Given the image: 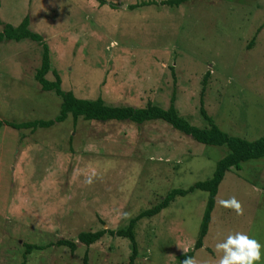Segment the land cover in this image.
Masks as SVG:
<instances>
[{
	"label": "rangeland",
	"instance_id": "374dc122",
	"mask_svg": "<svg viewBox=\"0 0 264 264\" xmlns=\"http://www.w3.org/2000/svg\"><path fill=\"white\" fill-rule=\"evenodd\" d=\"M143 0H0V31L28 16L49 48L50 69L76 97L111 105L163 108L174 93L179 115L249 141L264 135V0H188L129 8ZM40 44L0 42V120L52 119L60 98L34 79ZM208 72L202 95V78ZM225 145L199 143L161 120L137 125L68 114L47 128L0 127V264H20L24 243L45 246L24 264H127V238L104 235L85 246L82 231L126 228L171 188L208 179ZM230 198L239 213L220 201ZM207 199L194 189L134 225V264H182ZM242 232L264 245V157L230 167L218 186L194 264H218L215 245ZM76 243L74 252L56 246ZM259 264H264V248Z\"/></svg>",
	"mask_w": 264,
	"mask_h": 264
},
{
	"label": "trees",
	"instance_id": "16d2710c",
	"mask_svg": "<svg viewBox=\"0 0 264 264\" xmlns=\"http://www.w3.org/2000/svg\"><path fill=\"white\" fill-rule=\"evenodd\" d=\"M99 4H104V0H97ZM188 0H161L160 4H166L168 6H178L185 3ZM157 4L154 0H143L137 4L129 5V8H135L144 5ZM29 19L28 16L19 22L18 25L13 26L9 23L3 25L0 31V42L4 39L19 41L23 38H29L30 40L37 42L41 47L40 63L35 71L34 79L38 83L39 87L43 91H53L55 95L60 98L59 111L52 119L48 120H29L14 122L9 120H0L1 126H8L13 129H29L35 130L37 128H47L55 123L62 122L66 119L68 114L71 115L73 124L77 119L81 117L83 120H93L98 122H130L137 125L153 120H161L169 124L173 129L180 131L181 133L190 136L193 140L211 146L225 145L227 153L223 155L215 164L212 175L203 181H196L187 188H171L162 200L155 204L153 207L145 209L139 212L136 216L132 217L126 228H118L116 230L110 228H101L96 231H82L77 234V241L85 246H89L96 241L100 240L104 235L119 236L127 238L131 245V253L128 257L127 264H134L137 256L138 248L135 240L134 225L137 220L145 216H153L165 208L175 196H184L188 192L199 189L207 192V199L203 209L201 221L199 224L198 235L195 239L192 250L187 251L181 258L182 263L185 258H192L195 251L203 246V238L207 233L208 226L211 220V213L215 203V196L218 191V186L222 181L225 172L234 167L239 170L241 163L264 157V135L254 139L247 140L245 138L228 134L220 129L211 116L208 115L203 107V99L199 98V113L206 120L207 127H198L178 114L174 102V93L171 94L169 104L163 108L158 105L148 103L144 107H133L129 105H111L105 103L101 97L94 99L79 98L74 95L70 90L65 91L61 88L60 76L56 70H52L53 79L48 80L45 75L50 69L49 60V48L43 41L40 34L31 31L28 28ZM208 72H206L202 78V88L200 95L205 90L207 82ZM56 246H66L70 252H74L76 249V243L67 239H58L54 243ZM45 246L37 245L34 243H24L23 259L20 264L25 263V255L32 250H41ZM82 264H88V256L85 251L82 256Z\"/></svg>",
	"mask_w": 264,
	"mask_h": 264
},
{
	"label": "clouds",
	"instance_id": "9594fccd",
	"mask_svg": "<svg viewBox=\"0 0 264 264\" xmlns=\"http://www.w3.org/2000/svg\"><path fill=\"white\" fill-rule=\"evenodd\" d=\"M220 203L239 213L240 205L235 198ZM215 247L222 253L218 264H259L264 245L245 233L236 232L228 234ZM182 264H194V261L192 258H185Z\"/></svg>",
	"mask_w": 264,
	"mask_h": 264
}]
</instances>
